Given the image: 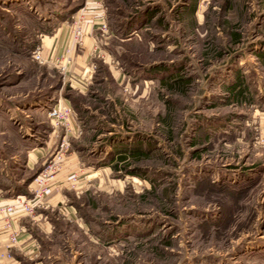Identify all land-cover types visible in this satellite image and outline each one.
I'll use <instances>...</instances> for the list:
<instances>
[{
	"label": "rangeland",
	"instance_id": "374dc122",
	"mask_svg": "<svg viewBox=\"0 0 264 264\" xmlns=\"http://www.w3.org/2000/svg\"><path fill=\"white\" fill-rule=\"evenodd\" d=\"M105 2L110 60L83 89L33 58L73 0H0V181L32 197L74 156L34 264H264V0Z\"/></svg>",
	"mask_w": 264,
	"mask_h": 264
},
{
	"label": "crops",
	"instance_id": "0c3cea01",
	"mask_svg": "<svg viewBox=\"0 0 264 264\" xmlns=\"http://www.w3.org/2000/svg\"><path fill=\"white\" fill-rule=\"evenodd\" d=\"M69 14L64 15L61 19V25L51 35H44L41 38L40 47L43 50V55L49 59L50 63H53V57L55 55L64 54L66 48L71 46L73 49L71 68V81L74 85L84 89L85 85L90 83V78L86 77L87 71L91 70V75L95 71L96 60L101 59L104 62H109L108 50L105 48L104 43H108L114 40V34L109 31H101L99 29L100 24L103 21H107V5L105 0H73V4L70 5ZM77 9L73 10L74 7ZM84 12L85 19L83 22V28L86 32L85 44L83 47H78L72 40V27L76 19ZM67 22H70L67 24ZM113 70V69H112ZM91 77V76H90ZM260 124L262 128V134L264 133V116L260 117ZM38 129V128H37ZM32 131L34 137L38 132ZM264 135V134H263ZM26 157L24 161L28 163L31 159H37L42 152L40 147H35L29 144L27 147ZM71 157H74L71 155ZM69 155H66L64 161V169L58 175L56 182L49 188L41 199V203L35 208L33 214L22 213L20 210H16L14 214L10 215V218H4L0 216V253L5 252L6 244L8 242L9 225L12 229H16L18 232L17 242L13 245L12 256L0 258V264H34L37 263L35 257L39 254L40 245L38 240L40 238L41 231L47 230L50 232L48 224L52 228V220L49 216V209L56 208L58 202H65L67 196L65 194L67 187V181L61 176L68 171L66 164H68ZM14 158V157H10ZM9 158V160H11ZM73 160V159H72ZM6 157H0V173L5 178L11 177L9 167L5 165ZM12 169V168H11ZM18 178V180L21 179ZM34 182H30V187ZM35 185V184H34ZM37 186V185H36ZM35 186V188H36ZM3 191L4 193H2ZM27 191V190H26ZM20 191H15L11 185H3L0 181V196L5 200H11L13 196L18 195ZM23 193V191H22ZM25 193V192H24ZM65 194V195H64ZM22 195V194H21ZM51 220V221H50Z\"/></svg>",
	"mask_w": 264,
	"mask_h": 264
},
{
	"label": "built area",
	"instance_id": "2783aa9c",
	"mask_svg": "<svg viewBox=\"0 0 264 264\" xmlns=\"http://www.w3.org/2000/svg\"><path fill=\"white\" fill-rule=\"evenodd\" d=\"M84 12L80 15L78 19L74 22L72 27V40L75 44L83 47L85 44L86 32L83 28V22L85 19ZM99 29L101 31H107L108 25L106 21H103L100 24ZM73 49L71 46L66 48L64 54L55 55L53 61L57 66L60 67L63 73H67L70 63L72 62ZM33 58L36 59L39 63L47 62L49 59L43 55V50L40 45H37L34 48ZM74 110L71 104H66L60 101L59 103L54 104L48 111L49 118L51 121H55L56 124L63 125L68 131L72 128V116ZM63 153L60 152V155L55 158L47 167H45L38 176L34 179L36 181V188L33 190L32 197L25 194H18L12 197L11 200H5L0 196V216L4 218H10V215L14 214L16 210H20L22 213L33 214L35 208L41 203V199L45 193L48 192L49 188L56 182L57 173L63 168V163H61ZM77 174H74L72 177L74 181H77ZM11 219V218H10ZM9 225V234L8 242L5 245V252L0 253V258L11 257L13 245L17 242L18 232L16 229L10 227Z\"/></svg>",
	"mask_w": 264,
	"mask_h": 264
},
{
	"label": "trees",
	"instance_id": "16d2710c",
	"mask_svg": "<svg viewBox=\"0 0 264 264\" xmlns=\"http://www.w3.org/2000/svg\"><path fill=\"white\" fill-rule=\"evenodd\" d=\"M77 8H78V6L74 7V10L77 9ZM69 12H70V11H69V9H68V10L65 11V14L68 15ZM65 14H64V15H65ZM64 15H63V16H64ZM63 16H62V17H63ZM121 29H123V30H125V31L131 29V27H130V22H123V23L121 24ZM95 79H96V78H95ZM237 86H239V84L237 85L236 83H235V84H234V83H233V84L231 83V86H229L228 88H229V89H234V90H235V91H234V92H235V96H237V97L244 95L245 92H244V89L242 88V86H239L238 88H237ZM19 194H25V195H27V194L24 193V192H23V193H19Z\"/></svg>",
	"mask_w": 264,
	"mask_h": 264
}]
</instances>
